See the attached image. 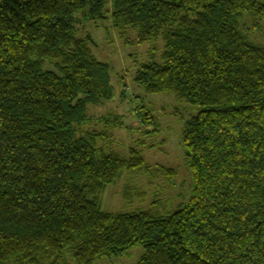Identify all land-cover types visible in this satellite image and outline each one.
<instances>
[{
    "label": "trees",
    "instance_id": "obj_1",
    "mask_svg": "<svg viewBox=\"0 0 264 264\" xmlns=\"http://www.w3.org/2000/svg\"><path fill=\"white\" fill-rule=\"evenodd\" d=\"M80 20L150 45L136 85L198 109L181 134L193 187L177 209L104 210L125 173H177L103 147L123 117L88 114L115 88ZM262 24L264 0H0V264H97L138 246L135 264H264ZM93 122L103 131H84ZM123 197L145 193L127 184Z\"/></svg>",
    "mask_w": 264,
    "mask_h": 264
},
{
    "label": "rangeland",
    "instance_id": "obj_2",
    "mask_svg": "<svg viewBox=\"0 0 264 264\" xmlns=\"http://www.w3.org/2000/svg\"><path fill=\"white\" fill-rule=\"evenodd\" d=\"M77 30L79 37L93 39L95 55L113 68V99L99 106L88 107V114L93 119L110 113L123 117V127L111 132L112 137L102 143L103 147L113 149L122 156H127L129 149L134 148L152 166V170L161 166L172 168L177 173L171 184L158 172L143 175L125 173L116 184L104 191L101 197L104 210L109 213H130L143 209L139 207L141 205L149 208L156 200L165 202L168 208L171 205L172 210L177 209L180 204L188 201L193 187L181 134L185 124L198 113V109L178 103L172 94L150 95L136 85L138 66L150 61V45L128 44L126 39H121L109 20L97 24L80 20ZM252 36L264 45V24ZM129 37L134 41L133 35L129 34ZM158 48L161 50V45ZM154 57L159 62L160 53ZM95 123L84 128V131H103V126ZM127 184L136 185L139 191L145 193L144 203L135 201L128 204L124 201L123 190ZM142 253L143 248L138 246L124 256L107 258L97 264H135Z\"/></svg>",
    "mask_w": 264,
    "mask_h": 264
}]
</instances>
